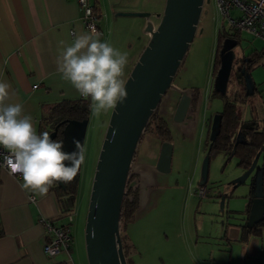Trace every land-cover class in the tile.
<instances>
[{
	"label": "rangeland",
	"instance_id": "obj_1",
	"mask_svg": "<svg viewBox=\"0 0 264 264\" xmlns=\"http://www.w3.org/2000/svg\"><path fill=\"white\" fill-rule=\"evenodd\" d=\"M99 1L103 13L100 19L113 29L111 33L110 28H106L107 35H111V45L128 54L125 69V72L129 69L128 76L149 38H143L144 46L139 53H135L136 49H127L143 33L136 24L144 18L116 16L115 12L154 9L156 11H152L157 13L161 7L157 0ZM153 20L157 25L159 20ZM222 25L230 27L219 9L211 8L209 0H205L195 37L173 80L177 89L199 91V109L192 121L187 125L174 121L180 97L175 89H168L159 105L158 113L167 123L173 144L171 171L160 173L155 169L164 142L159 130H145L137 146L132 170L139 178L140 201L121 226V234L127 239L130 264H264V231L250 233L247 238L242 235L236 238L232 232L238 225L246 227L250 196L253 197L254 192L251 188L254 173L236 185L244 172L237 165V158L227 151L212 149L208 179L203 186L205 192L203 195L199 192L200 169L208 152L209 121L224 105L220 96L211 93L217 73V70L213 73L214 60L219 56L216 33ZM235 82H229L226 93L233 103L236 124L253 119L260 121L259 110L246 108L250 95L245 90L234 96ZM110 113L111 110L97 116L91 111L89 115L83 144L85 160L78 173L71 221L69 216L62 219L72 233L73 250L78 249L84 260V224L90 188Z\"/></svg>",
	"mask_w": 264,
	"mask_h": 264
},
{
	"label": "water",
	"instance_id": "obj_2",
	"mask_svg": "<svg viewBox=\"0 0 264 264\" xmlns=\"http://www.w3.org/2000/svg\"><path fill=\"white\" fill-rule=\"evenodd\" d=\"M204 2L205 0H165L162 11L157 13L116 12V16L143 17V34L149 39L125 79L126 100L111 110L98 153L84 224V245L88 264H129L121 238V211L129 189L138 190V205L140 201L139 178L132 170L137 146L151 116L155 111L158 112L162 97L168 89H175L180 93L174 121L184 125L192 121L194 88L177 89L173 80L195 37ZM211 5L212 0H209V6L212 8ZM155 18L159 20L157 25L153 20ZM236 46L237 42L232 36L223 39L219 47V68L212 91L225 94L229 82L233 80L236 85L243 84L248 95L249 89L255 87L251 76L245 73V68L239 63ZM237 72L242 76L241 81L235 77ZM199 97L198 95V100ZM196 107L199 109V102ZM87 124L88 119L63 120L49 134L51 138L56 137L58 128L62 126L60 139L64 142V150L72 152L75 150L73 139L79 140L83 146ZM220 126L221 115L216 113L209 124L208 152L200 169V187H203L208 179L211 147L219 134ZM168 134L170 137L169 129ZM163 141L155 169L160 173H168L171 171L173 144L169 138L164 137ZM233 155L232 151L230 156ZM259 157L260 153L235 183H243L254 173V192L246 226L257 221L258 215L264 216V163L258 164Z\"/></svg>",
	"mask_w": 264,
	"mask_h": 264
},
{
	"label": "crops",
	"instance_id": "obj_3",
	"mask_svg": "<svg viewBox=\"0 0 264 264\" xmlns=\"http://www.w3.org/2000/svg\"><path fill=\"white\" fill-rule=\"evenodd\" d=\"M86 1L95 7V22L102 32L101 41L111 44V35L106 33V28L110 27L100 19L103 15L100 1ZM157 2L161 7L157 11L161 12L165 0ZM215 5L212 3L211 6L217 10ZM143 25V20H138L136 27L141 30ZM223 26L217 29V38L229 32ZM112 30L110 28L111 33ZM85 33L89 31L83 22V10L76 0H0V79L11 85L9 102L23 104L25 113L32 117L37 134L47 128L45 119L50 105L80 98L79 92L58 70V60L63 48L72 44L77 35ZM144 35L140 33L127 49H136L135 53H139L144 46L143 38H149ZM235 35L236 38L226 36L236 40L239 63L255 86L249 89L246 108L248 111L259 110L264 119V40L246 31ZM232 90L246 91L243 84H234ZM22 183V176L10 175L8 169L0 166V264H88L86 256L84 260L78 249L77 252L73 250V236L68 251L62 250L54 256L44 252L48 236L44 222H63L59 217V197L52 189L43 196L24 190ZM242 229L238 225L232 230L234 237L243 234L244 238Z\"/></svg>",
	"mask_w": 264,
	"mask_h": 264
},
{
	"label": "clouds",
	"instance_id": "obj_4",
	"mask_svg": "<svg viewBox=\"0 0 264 264\" xmlns=\"http://www.w3.org/2000/svg\"><path fill=\"white\" fill-rule=\"evenodd\" d=\"M95 28L77 35L63 48L58 70L79 94L90 98L94 115L106 113L127 98L125 69L128 54L101 41ZM12 98L11 85L0 79V147L7 150L4 166L10 175L20 174L21 188L46 195L57 182L70 183L85 160V149L73 139L75 150H64L62 139H53L45 131L37 134L31 115Z\"/></svg>",
	"mask_w": 264,
	"mask_h": 264
},
{
	"label": "trees",
	"instance_id": "obj_5",
	"mask_svg": "<svg viewBox=\"0 0 264 264\" xmlns=\"http://www.w3.org/2000/svg\"><path fill=\"white\" fill-rule=\"evenodd\" d=\"M92 7V12L95 14V7ZM96 16V15H95ZM229 32H224L219 35V47L225 38L226 35H232L236 38L237 30L228 27ZM218 47V49H219ZM219 68V56L217 60H214L213 73L215 70ZM235 77L238 79H242V76L237 72ZM195 94L198 97L197 90L194 89ZM211 93L213 95L220 96L224 101L223 110L218 112L221 115V126L219 134L217 135L214 143L212 144L211 149L223 150L231 153L234 152V155L237 158V165L241 167L243 170L248 169L255 156L260 153V157L258 160H261L260 164L264 163V119L262 120H250V121H241L238 125L235 122V111L233 109V103L229 101L227 93L222 94L218 91L213 90ZM234 96H237V92H233ZM90 99L79 98V99H69L63 100L61 102L50 105L47 112V118L45 119V124L47 128L45 131L51 132V130L61 121L63 120H83L88 119L91 109H90ZM211 122V118L209 124ZM159 130L160 136L168 139V129L166 123L160 117L157 111L153 113L151 116L148 127L146 130ZM44 131V132H45ZM60 133V132H59ZM61 135L59 134L57 139H60ZM261 158V159H260ZM62 183V182H60ZM252 190H254L252 185ZM50 189L56 191L59 197V207L60 214L59 217L63 219L68 214H70L74 208L76 193L78 189V175L70 182V183H62V184H54ZM264 189V183H263ZM250 198H252L250 196ZM138 206V190L137 189H129L127 195L123 200L122 211H121V226L125 221V218L129 217L133 211L136 210ZM246 226V225H245ZM247 227V226H246ZM246 227H243L244 230V238L248 237L250 233ZM264 227V225H263ZM264 231L261 229V232ZM261 232H256V234H260ZM243 235V234H242ZM123 247L125 251V255L128 263L130 264L128 254L129 250L127 239L125 236H122Z\"/></svg>",
	"mask_w": 264,
	"mask_h": 264
},
{
	"label": "built area",
	"instance_id": "obj_6",
	"mask_svg": "<svg viewBox=\"0 0 264 264\" xmlns=\"http://www.w3.org/2000/svg\"><path fill=\"white\" fill-rule=\"evenodd\" d=\"M76 1L83 10V22L87 30L90 32L92 28H95L102 35L101 30L96 25V16L92 12V7L88 5L86 0ZM215 1L221 15L232 29L249 32L253 36L264 40V0ZM80 98L83 97L80 95ZM7 155V150L0 147V166L3 168H6L4 164ZM15 175L21 176L20 174ZM199 192L203 195L205 192L204 187H201ZM70 214L66 217H70ZM44 224L45 232L48 234L44 252L49 256H54L62 250L68 251L72 244V234L69 226L65 223L58 224L49 220L45 221Z\"/></svg>",
	"mask_w": 264,
	"mask_h": 264
},
{
	"label": "flooded vegetation",
	"instance_id": "obj_7",
	"mask_svg": "<svg viewBox=\"0 0 264 264\" xmlns=\"http://www.w3.org/2000/svg\"><path fill=\"white\" fill-rule=\"evenodd\" d=\"M198 93V95H199V92H197ZM199 102V100H198V97H197V95L196 94H194V95H192V105H191V109H192V113H191V115L192 116H194V114L195 113H197V111H198V109H197V107H196V105H197V103ZM192 120V119H191ZM62 128V126L61 127H59L58 128V133H57V136L56 137H54L53 139H57L58 138V136H59V132H60V129ZM52 131V130H51ZM48 133H50V132H48ZM169 137V136H168ZM163 139V138H162ZM256 220L257 221H254V222H252L251 224H249V225H247V227H246V229H248L250 232H252V233H256V232H261V229L263 230V225H264V216H257L256 217ZM246 225V224H245Z\"/></svg>",
	"mask_w": 264,
	"mask_h": 264
}]
</instances>
